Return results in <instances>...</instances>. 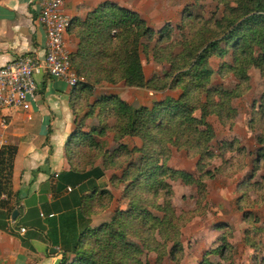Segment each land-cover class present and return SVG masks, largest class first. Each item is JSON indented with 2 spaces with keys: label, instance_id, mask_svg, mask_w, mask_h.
Segmentation results:
<instances>
[{
  "label": "rangeland",
  "instance_id": "rangeland-1",
  "mask_svg": "<svg viewBox=\"0 0 264 264\" xmlns=\"http://www.w3.org/2000/svg\"><path fill=\"white\" fill-rule=\"evenodd\" d=\"M237 1L137 0V8H125L135 13L137 20L143 21L142 28L137 29L132 21H127L126 26L118 28L119 34L116 33L109 50L104 52L111 59L109 54L113 48L120 53L124 45L128 50L135 45L145 79H153L151 87L162 82L170 84L175 74L170 71L173 60L170 61L169 56H177L174 63L177 61L178 65H186L191 60L187 56L189 50L194 49V57L202 43L218 37L220 29L217 22L226 18L228 7L236 6ZM145 28L155 32L151 40L143 34ZM231 52L232 48L227 47L222 56L212 54L208 57L207 66L213 71L210 84L204 90L194 91L191 96L203 103L192 104L196 107L192 116L200 118L203 105L205 124L210 128L212 137L208 142L200 140V146L196 145V137L189 139V144L184 143L182 138H167L165 150L162 149L163 153L158 157V166L168 170L161 180L170 190L166 195L165 188L157 187L159 194L152 197V201L161 208L168 203L174 214L171 219L153 223L147 245L128 232L125 239L136 246L137 251L130 253L136 264H264V154L260 151L264 144L260 145L257 141L258 135L264 138V115L260 117L256 114V121L249 125L253 112L259 110L264 92V63L259 67L260 50L255 49L253 56L257 60L249 61L245 69L246 80L239 79L235 73L238 68L235 67L243 66L247 61L242 59L241 65L229 68L233 63ZM115 66L116 80L113 82L104 76L91 75L93 84L90 94L84 96V107L103 97L116 96L133 109H151L166 98H181L184 93L182 85L185 81L163 89L128 86L119 78L120 66ZM102 86L139 88L140 91L139 94L132 93V98L127 101L115 93L95 95V89ZM215 86L233 90L229 99L230 115L224 105L213 110L209 108L206 91ZM166 91H171V95L164 97ZM215 100L219 101L217 96ZM101 107L96 104L93 108L88 117L96 118L97 122L87 127V130L97 127L94 141L99 145L89 154L91 164L88 168L101 167L104 170L102 177L106 179L105 186L95 191L98 195L104 190L105 195L87 201L85 206L89 216H97V223L92 226L95 228L108 223L116 211L129 209V198L124 192L129 181L137 175V170L132 168L127 171L126 177L123 173L129 164L138 165L143 146L138 136L115 133V112L108 106ZM247 110L250 111L247 119L249 137L242 140L239 137L241 130L237 129V132L235 128L238 117L241 118ZM184 127L180 130L184 131ZM100 128L104 130L101 134L98 132ZM157 147L154 145L153 149L158 151ZM204 151L208 153L201 156ZM181 172L189 175L184 176ZM90 194H93L92 191ZM146 205L144 203L151 214L159 219L163 217L162 211ZM145 235L143 233L142 237L145 238ZM117 257L123 258L121 254Z\"/></svg>",
  "mask_w": 264,
  "mask_h": 264
},
{
  "label": "trees",
  "instance_id": "trees-1",
  "mask_svg": "<svg viewBox=\"0 0 264 264\" xmlns=\"http://www.w3.org/2000/svg\"><path fill=\"white\" fill-rule=\"evenodd\" d=\"M127 21H132L137 29L138 27L142 28L143 21L137 20L136 14L131 10L115 3L105 2L89 11L84 19L72 18L67 28V31L73 32L79 40L77 50L70 54V61L78 76L84 80L75 87L73 90L75 92L71 94V104L77 115L78 125L73 136L75 138L67 145V158L71 169L62 173L61 178L72 182L79 189H85L86 185H90L89 190L93 194L82 196L80 200L85 212H87L85 209L87 201L105 195L104 190L98 195L95 194L97 191L95 181L103 176L104 170L98 166L87 168L91 164L89 163L91 156L89 154L99 146L94 141L97 127L93 126L88 130H82L85 118L94 110L96 104L100 108L108 106L109 110L115 112V133L138 136L142 139L143 146L140 149L138 165L131 162L132 164L126 166V172L123 173V177H126L127 171L132 168L137 170V175L129 181L124 192L129 198V209L116 211L108 223H103L96 228L90 226L91 220L88 216L77 239L72 244L64 243L62 245L59 264H136L131 259L130 253L137 249L134 244L125 239L128 232L147 245L153 223L162 222L167 218L171 219L174 214L168 203H165L164 208H161L160 205H156L152 201V197L159 194L157 187L165 188L166 195L170 190L168 185L161 180L163 173L168 170L163 166H158V157L160 153H163L162 149L165 150L164 145L167 138H182L184 143L189 144L188 140H193L196 137V145L200 146V140L208 142V139L212 137L210 128L205 124L203 105V114L200 118L192 116V111L196 108L192 104L203 103L199 102L196 97H191L194 91L204 90L210 84L213 71L207 66L208 57L212 54L222 56L226 48L231 47L233 63L229 68H233L237 64L241 65L242 59L247 61L243 66L235 67V69L238 68L235 70L238 78L245 80L247 78L245 69L249 61L257 60L253 56L255 49L260 50L258 54L259 67L264 63V0H238L236 6H229L226 18L217 22V27L220 29L218 37L202 43L194 57H192L194 49L189 50L187 56L191 60L185 63L186 65H178L177 61L174 63L177 56H169V60H173L170 64V71L175 74L172 82L170 84L162 82L161 85H153V87H151L153 79L146 80L144 77L142 62L135 45L129 50L124 45L120 48L123 49V52L120 53L116 51V48H113L109 54L111 59L104 52L109 50L111 41L117 36L118 28L122 25L126 26ZM154 33L151 28H145L143 31V34L148 35L147 38L150 40ZM115 64L120 66L119 78L128 86L163 89L169 85V87H175L185 81L186 83L182 85L184 93L181 98H166L164 102L154 104L151 109L146 107L133 109L116 96L103 97L84 107V96L90 94L93 84L90 81L91 75L104 76L108 81L113 82L116 80L114 78ZM206 93L207 104L211 110L224 105V109L230 115L232 110L229 99L234 93L233 90H223L219 86H215L210 87ZM216 96L219 101L221 100V103L215 100ZM190 97L193 99V103L192 99L189 100ZM256 114L260 117L264 115V92L260 98L259 110L254 111L249 120L250 126L256 121ZM181 127H184L185 130H180ZM98 132L101 134L104 130L100 128ZM257 141L263 145V135H258ZM154 145L159 147L158 151L153 149ZM260 151L264 154V148H261ZM15 152L16 147L13 145H5L0 149V195L3 193L7 198L12 195L11 171ZM204 153L208 152H201V156ZM181 174L189 175L185 172H181ZM149 194H151L150 197ZM7 198L6 200L0 199V207L6 206L10 212H13L14 207L9 205ZM144 203L162 211L163 217L159 219L151 214L149 209L146 210ZM143 233L147 234L145 238L142 237ZM119 254L123 258L117 257Z\"/></svg>",
  "mask_w": 264,
  "mask_h": 264
},
{
  "label": "crops",
  "instance_id": "crops-1",
  "mask_svg": "<svg viewBox=\"0 0 264 264\" xmlns=\"http://www.w3.org/2000/svg\"><path fill=\"white\" fill-rule=\"evenodd\" d=\"M41 1L0 0V66L20 54L44 55L46 34L37 20ZM136 1L64 0L63 13L69 19H84L99 4L111 2L134 9ZM63 42L70 54L77 50L79 40L73 32L67 31ZM35 80L37 97L28 112L19 108L2 111L7 120L4 129L7 145L15 146L16 152L11 171L12 195L7 198L2 193L0 199L7 198L17 213L13 217L6 206L0 207V264H54L57 258L61 261L62 245L77 239L89 216L80 200L90 193V185L79 189L61 178L62 173L71 169L67 145L75 138L78 125L71 104L75 88L46 73L36 75ZM139 91V88L102 86L94 94L115 93L129 101L132 93L139 94ZM163 95L168 97L171 91ZM248 115L247 110L236 122L235 129L241 130L237 132L242 140L249 137ZM96 122V118L87 117L82 130ZM104 178L95 181L97 190L105 186ZM89 218L92 227L97 223V216ZM21 228L25 231L21 232Z\"/></svg>",
  "mask_w": 264,
  "mask_h": 264
},
{
  "label": "built area",
  "instance_id": "built-area-1",
  "mask_svg": "<svg viewBox=\"0 0 264 264\" xmlns=\"http://www.w3.org/2000/svg\"><path fill=\"white\" fill-rule=\"evenodd\" d=\"M64 0H42L38 22L45 30V53L36 57L28 53L0 66V149L7 145L4 129L7 120L2 111L6 108H19L25 112L31 109L37 97L35 76L46 73L53 78L65 81L75 88L84 79L76 73L70 61V53L65 49L63 38L71 19L63 13ZM24 232V228L20 229Z\"/></svg>",
  "mask_w": 264,
  "mask_h": 264
},
{
  "label": "water",
  "instance_id": "water-1",
  "mask_svg": "<svg viewBox=\"0 0 264 264\" xmlns=\"http://www.w3.org/2000/svg\"><path fill=\"white\" fill-rule=\"evenodd\" d=\"M16 213H17V211L14 210L13 211V217H15ZM53 251L55 252L56 250H53ZM59 263H60V258H57L56 261L54 262V264H59Z\"/></svg>",
  "mask_w": 264,
  "mask_h": 264
}]
</instances>
